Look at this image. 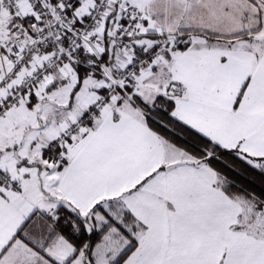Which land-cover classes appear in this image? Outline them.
Returning <instances> with one entry per match:
<instances>
[{"label":"snow or ice","instance_id":"obj_1","mask_svg":"<svg viewBox=\"0 0 264 264\" xmlns=\"http://www.w3.org/2000/svg\"><path fill=\"white\" fill-rule=\"evenodd\" d=\"M0 264H264V0H0Z\"/></svg>","mask_w":264,"mask_h":264},{"label":"trees","instance_id":"obj_2","mask_svg":"<svg viewBox=\"0 0 264 264\" xmlns=\"http://www.w3.org/2000/svg\"><path fill=\"white\" fill-rule=\"evenodd\" d=\"M256 187H259V182L257 181V183H256V185H255Z\"/></svg>","mask_w":264,"mask_h":264}]
</instances>
